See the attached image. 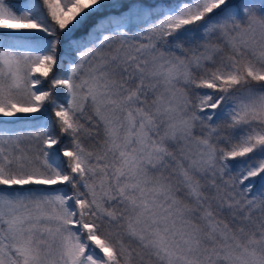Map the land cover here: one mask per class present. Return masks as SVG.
I'll list each match as a JSON object with an SVG mask.
<instances>
[{
  "label": "snow or ice",
  "instance_id": "6c2138e0",
  "mask_svg": "<svg viewBox=\"0 0 264 264\" xmlns=\"http://www.w3.org/2000/svg\"><path fill=\"white\" fill-rule=\"evenodd\" d=\"M0 264H264V0H0Z\"/></svg>",
  "mask_w": 264,
  "mask_h": 264
},
{
  "label": "trees",
  "instance_id": "16d2710c",
  "mask_svg": "<svg viewBox=\"0 0 264 264\" xmlns=\"http://www.w3.org/2000/svg\"><path fill=\"white\" fill-rule=\"evenodd\" d=\"M87 25L85 26V28L81 31V32H78L77 33V36H79V35H83L84 34V32H86L87 31Z\"/></svg>",
  "mask_w": 264,
  "mask_h": 264
}]
</instances>
